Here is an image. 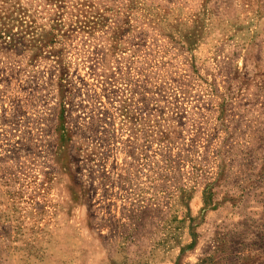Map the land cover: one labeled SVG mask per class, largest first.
Returning a JSON list of instances; mask_svg holds the SVG:
<instances>
[{"label": "rangeland", "instance_id": "rangeland-1", "mask_svg": "<svg viewBox=\"0 0 264 264\" xmlns=\"http://www.w3.org/2000/svg\"><path fill=\"white\" fill-rule=\"evenodd\" d=\"M0 264H264V0H0Z\"/></svg>", "mask_w": 264, "mask_h": 264}]
</instances>
